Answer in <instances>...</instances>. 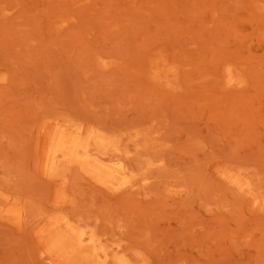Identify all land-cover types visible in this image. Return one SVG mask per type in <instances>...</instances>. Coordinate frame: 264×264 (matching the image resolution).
<instances>
[{"label": "rangeland", "instance_id": "obj_1", "mask_svg": "<svg viewBox=\"0 0 264 264\" xmlns=\"http://www.w3.org/2000/svg\"><path fill=\"white\" fill-rule=\"evenodd\" d=\"M0 264H264V0H0Z\"/></svg>", "mask_w": 264, "mask_h": 264}, {"label": "bare ground", "instance_id": "obj_2", "mask_svg": "<svg viewBox=\"0 0 264 264\" xmlns=\"http://www.w3.org/2000/svg\"><path fill=\"white\" fill-rule=\"evenodd\" d=\"M50 141L54 145V154L51 155V164L56 163L57 157L68 158L71 161L77 162L89 169L93 174L106 178L113 179L123 174V168L110 169L102 160L101 157L92 153L91 139L96 137L92 132L86 130L82 126L73 127L65 122H57L51 130L48 131ZM99 149L103 146L101 137L96 138ZM58 155H55L56 152ZM65 241L64 237H59L57 245H61Z\"/></svg>", "mask_w": 264, "mask_h": 264}]
</instances>
